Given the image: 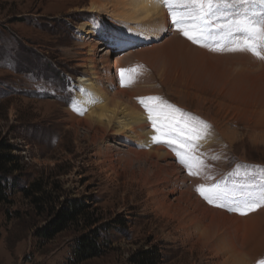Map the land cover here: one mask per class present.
<instances>
[{"label": "rangeland", "instance_id": "374dc122", "mask_svg": "<svg viewBox=\"0 0 264 264\" xmlns=\"http://www.w3.org/2000/svg\"><path fill=\"white\" fill-rule=\"evenodd\" d=\"M99 4L106 9L88 11L91 0H0V141L12 145L18 166L6 178L10 189L0 202V264H134L132 258L144 253L153 264L221 263L213 252L194 248L196 238L181 240L174 223L155 211L137 177L145 163L131 161L130 144L111 135L91 141L83 123L91 109L77 102L83 94L80 77L90 76L92 50L99 77L109 55L121 56L105 87L133 94L131 103L147 122L143 139L151 137L147 146H134L146 155L157 133L138 97L161 98L173 106L165 111L176 121L203 122L195 154L205 167L193 176L173 160L182 180L177 189L205 202L197 185L223 189L224 198L208 204L237 213L247 223L243 228L252 222L245 251L250 264H257L264 259V203L244 215L227 205L258 201L264 190V59L230 50L233 37L220 38V29L211 30L216 39L194 43L172 24L163 4L166 27L151 25L152 33H160L148 37L140 20L121 14L118 0ZM82 25L90 28L88 34ZM259 44L264 54V41ZM122 69L125 83L129 76L133 83L122 86ZM102 151L106 157L99 156ZM111 158L114 170L103 163ZM164 161L158 160L165 166ZM70 205L84 208L77 220L52 239L43 238L39 231ZM89 230L98 236L100 255L73 263L75 240Z\"/></svg>", "mask_w": 264, "mask_h": 264}, {"label": "bare ground", "instance_id": "6f19581e", "mask_svg": "<svg viewBox=\"0 0 264 264\" xmlns=\"http://www.w3.org/2000/svg\"><path fill=\"white\" fill-rule=\"evenodd\" d=\"M99 1L91 0L88 11L105 10L106 5L99 4ZM118 1L121 7H123L121 9L125 11L121 13L122 15H125L129 20L137 19L142 22V25L145 27L143 30L144 37H148L150 34H154L155 36L160 33L157 32L158 30L152 33L153 28H151V25L162 24V26L160 25L161 28L159 26L160 30L163 31L165 29L167 23L165 12L163 11L162 3H158L157 0ZM79 29L85 31L87 34L90 32V28H86L83 25ZM92 51V55L88 54L90 60V64H88L90 76L80 77L83 94L81 96L79 95L80 99L77 102L79 107L86 110H88L87 108L91 109V111H88L87 117L83 120L85 128L87 127V131L90 132L91 141L96 143L98 140L102 141L108 135H111L118 137V139L122 137L121 139L132 146L129 149L133 152L131 161L136 160L145 163L140 167L137 175L139 182L142 183L143 187L148 189L149 199L152 200L150 201L155 211L167 218V223H174L175 230L179 232L181 240L191 237L196 238L192 246L199 248L201 251L207 249L213 252L214 257L220 259V264H250V259L247 257L249 254L246 253L249 251H245V243L247 242H245V234L248 237V233L254 228L253 224H251L252 222H249L250 224H248L249 226L247 228L246 226L243 228L246 221H243L237 213L228 214L219 208V210H215L216 208L213 205L211 206L207 201L201 200V197L192 194L189 196L188 193L179 191L177 184L180 185L182 180L177 175L176 163L173 161L177 157L172 154L171 149L167 148L168 146H163L161 143L153 144L152 142L153 149L151 148L149 150L153 151L149 155H146L147 151H143L140 145L134 146L136 142L144 145L146 142L151 143V141H148L151 137H148L146 140L143 139L145 135H148V132L145 131L146 125L143 124L146 118L139 107L135 103H131L133 94L129 95L124 89L117 90L114 87L108 86L113 82V69L117 66L121 56L119 53H113L112 56L109 55L110 57L108 56V58L110 59H105L103 63V77H99L95 66V58L93 57L95 51ZM107 81L109 84L106 86L110 88L112 93H109V89V92L106 90L105 83ZM73 118L72 120H74ZM105 151L107 152L108 150ZM99 156L106 157L107 154L102 151ZM151 156L154 157L152 159L156 160L150 161ZM160 159L167 160L165 166L159 164L158 160ZM111 160L112 158L109 161L104 160L103 163L107 164V166L109 165L108 168L110 170H114L116 168L111 164ZM128 164L130 166L132 163L129 162ZM165 173L168 174V177L163 175ZM129 175L132 180L136 177L135 171L133 170H131ZM174 175L175 177L173 178ZM177 190L179 195L175 196L174 200H171L169 196L173 195ZM245 228L246 230H243Z\"/></svg>", "mask_w": 264, "mask_h": 264}, {"label": "snow or ice", "instance_id": "6c2138e0", "mask_svg": "<svg viewBox=\"0 0 264 264\" xmlns=\"http://www.w3.org/2000/svg\"><path fill=\"white\" fill-rule=\"evenodd\" d=\"M168 10L172 24L189 40L194 43L216 39L212 29H220L221 37H233L232 43L236 46L232 51H250L253 55L264 59V54L259 50L260 41H264V0H157ZM233 34H241L243 39L236 38ZM121 70V84L127 86L133 83L129 76L125 83ZM138 101L148 112V119L157 135L152 136L153 143H164L173 148L177 158L187 169L189 174H201L205 167L203 161L195 154L199 145L198 140L204 138L199 125L182 123L174 120L166 108L173 107L161 102L159 97H138ZM146 101L150 103H146ZM207 128V125H204ZM195 166L196 170H193ZM196 190L209 203L220 201L225 192L217 185H197ZM264 203V190L258 201L234 202L227 205L229 211H239L241 215L253 210L254 206ZM217 206L225 207L223 203ZM257 264H264V259Z\"/></svg>", "mask_w": 264, "mask_h": 264}, {"label": "trees", "instance_id": "16d2710c", "mask_svg": "<svg viewBox=\"0 0 264 264\" xmlns=\"http://www.w3.org/2000/svg\"><path fill=\"white\" fill-rule=\"evenodd\" d=\"M12 145L4 141H0V202L7 199V191L10 189V184L7 182V177L17 169V157L11 154ZM36 189H39L35 187ZM26 196L31 195L30 190H22ZM83 206L72 207L71 205L66 209H62L57 214V219L52 221L48 226L43 227L39 232L45 239H52L57 233L61 232L69 222L77 220ZM100 246L98 236L95 231L89 230L77 237L73 248V263L82 262L100 255ZM134 264H153V257L148 254H139L132 258Z\"/></svg>", "mask_w": 264, "mask_h": 264}]
</instances>
